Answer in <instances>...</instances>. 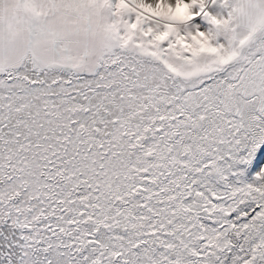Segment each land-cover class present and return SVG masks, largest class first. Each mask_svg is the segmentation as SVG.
Wrapping results in <instances>:
<instances>
[{
	"label": "snow or ice",
	"instance_id": "6c2138e0",
	"mask_svg": "<svg viewBox=\"0 0 264 264\" xmlns=\"http://www.w3.org/2000/svg\"><path fill=\"white\" fill-rule=\"evenodd\" d=\"M0 264H264V0H0Z\"/></svg>",
	"mask_w": 264,
	"mask_h": 264
}]
</instances>
